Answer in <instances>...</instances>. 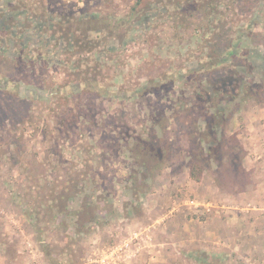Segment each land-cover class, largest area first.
Here are the masks:
<instances>
[{
    "label": "rangeland",
    "instance_id": "374dc122",
    "mask_svg": "<svg viewBox=\"0 0 264 264\" xmlns=\"http://www.w3.org/2000/svg\"><path fill=\"white\" fill-rule=\"evenodd\" d=\"M26 1L38 10L47 6L52 15L70 7L78 13L88 8L94 14L117 17L135 3L93 0L87 7V0ZM21 5L22 0H0V27L4 15L17 24L32 21L34 16L27 17ZM220 10L212 30L206 28V13L197 12L184 28L175 27L164 16L151 19L144 35L138 28L122 31L124 40L120 35L109 44L111 54H98L100 47L95 55L111 77L109 83H114L110 92L101 95L75 91L64 98L52 93L69 79V56L53 44H49V63L21 66L13 57L19 47H12L11 42L6 49L0 41V264H98L100 254L131 230L150 228L154 239L155 227L144 213L150 195L163 184L178 185L180 191L173 194L179 197L171 201L166 213L157 216V224L174 218L182 210L179 207L185 208L192 222L224 209L220 216L236 226L234 238L243 233L249 240L264 243V103L240 96L229 102L231 114L217 135L220 144L214 157L206 155V124L190 109L203 89H211L208 81L218 84L233 72V64H240L236 74L263 82L264 60L255 66L254 59L264 56V0H240L235 10L227 9L223 0ZM35 30L32 27L28 33L33 37L30 47L38 46ZM5 36L0 30V40ZM232 42L242 56L227 59L226 67L214 71L210 64L199 63L206 56H223ZM245 54L249 58L242 63ZM189 68L198 71L190 73ZM174 71L180 76L169 78ZM156 118L158 123H153ZM138 134L167 141L166 160L146 182L137 159L129 154V145ZM191 160L203 169L200 181L190 175ZM76 170L88 175L78 177L83 182H77L81 193L64 209L62 203L69 205V179ZM189 184L194 190L201 185L214 191L196 197L185 188ZM244 192L249 194L242 197ZM82 205L89 208L83 210ZM91 206L98 207L99 221L88 223L82 218ZM134 213L141 219L136 220ZM257 243L250 253L235 248L227 258L230 262L224 251L217 250L212 257L201 252V263L264 264V248Z\"/></svg>",
    "mask_w": 264,
    "mask_h": 264
},
{
    "label": "trees",
    "instance_id": "16d2710c",
    "mask_svg": "<svg viewBox=\"0 0 264 264\" xmlns=\"http://www.w3.org/2000/svg\"><path fill=\"white\" fill-rule=\"evenodd\" d=\"M22 1L23 5L21 6H23V10L26 11L27 17L34 16L30 18L32 21L17 24V21L13 22L4 15V26H1L0 30L7 36L3 37L0 41L3 42V46H7L4 47L6 49L16 45L19 47L18 52L15 51L16 54L13 55V57L18 60L17 63L21 64V66H25L26 64L34 65L36 61H45L49 63V44H53V46L60 48L61 51H58L61 53L67 54L69 56V67L67 70L69 79L55 88V90H52V93L54 92L56 95H58L57 93L63 94L64 98H66L67 95L70 97V95L76 93L75 91H87L92 94L100 95L110 92V88L114 83H109L111 77L105 74L102 64L98 63L95 55L98 52L97 49L100 47L103 48L98 54L101 53V51L110 52L111 54V48H108L109 44L117 40L122 31L125 30V32L130 33L132 29L138 28L144 35L151 25V19L156 20L164 16L166 20L169 19L174 26L176 25L175 27L178 28L181 26L184 28L189 17L195 15L197 12L206 13V28L212 30L215 27L213 25L219 20L217 16L220 14V7L222 6L223 0H135L132 7L121 17L111 15L110 13L94 14L90 12L88 8L78 13L70 7L60 12L58 15H52L45 5L44 8L38 10L31 5L29 6L26 0ZM87 1L88 7L89 3L93 0ZM238 2H240V0H226V8L235 10ZM17 9H19V6L15 7V10ZM136 18H138V21L135 23ZM179 24L181 25L179 26ZM32 27L36 29L35 31H37L39 35V40L37 39L38 46L34 47L29 46L33 37L28 36V33ZM10 28H13V31L9 33ZM205 33H203L202 37L208 39ZM150 36L147 38L148 41H150ZM123 37H125V35H121L122 40H124ZM8 38L9 41L7 42ZM11 42L13 43L11 44ZM233 43L234 42L231 43V46ZM10 44L11 46H8ZM232 47L227 49L223 56H206V58L204 57L205 60H199V63L203 66L210 64L209 67L214 71H216L219 66L223 65V67H226L227 59L232 57L239 58L242 56L240 51L234 49L238 46ZM212 54H214V52ZM75 56H78L76 60L73 59ZM245 58H249V56L245 54V56L242 57V63L246 61ZM259 59L264 60V56L259 55L254 59L257 60L254 63L255 66L257 62H260L262 65V61H259ZM92 62L97 63L92 66ZM238 65L240 64H233L235 69H232V71L234 73L231 72V74L224 75L218 84L213 81H208L211 84V89L208 91L203 89L202 96L198 94V96H196L198 100L190 107L191 113L196 116L200 115L206 124L204 127V138H206V141L209 143L206 152L208 157H214V154H216V144H220L217 142V135L219 131L226 126L229 113L231 114V112H229V102L235 101L240 96L241 98L254 99L259 103H264V73L261 74L263 82L261 80H247L244 74H236ZM180 69L183 71V68ZM241 69L245 68L242 66ZM196 71H198V69L189 68L190 73H196ZM174 76H180V73L174 71L169 75V78H173ZM74 81H77L75 85H73ZM151 81L155 80L152 79ZM142 89L148 90L149 88L144 87ZM58 97H60V95ZM223 102H225V104H223ZM28 117L32 118V115H28ZM73 117L79 119L76 115ZM153 123H158V119L156 118ZM166 144L167 141L164 140V138H156L154 135L153 138L150 139L143 136V134H138L134 137L133 143L129 145L130 156L137 159L138 168L140 171H143V182L148 180L150 174H154L156 171L160 170L167 158ZM216 159L220 160L221 158ZM75 165H77V163H75ZM239 169L241 170V165H239ZM189 170L193 179L196 181L201 180L203 171L201 165L191 160ZM85 172L76 170L71 174V179H69V184H71L69 187V198H66L69 200V205L62 203V208L64 207V209H66L70 206V202L77 198V194L81 193V188H79L80 183L78 184L77 182H82L78 177ZM84 175L88 174L85 173ZM136 181L137 178H134L133 182L135 187H137ZM219 186L222 187V184L219 183ZM143 187L146 188L145 185H143ZM91 203L92 202H90V204ZM94 205H96V203H94ZM84 208L88 209L89 206L82 205L81 209L84 210ZM96 209H98L97 206H91L89 209L90 211H85L83 218L82 215H80L81 218L88 223L99 221L95 216Z\"/></svg>",
    "mask_w": 264,
    "mask_h": 264
},
{
    "label": "crops",
    "instance_id": "0c3cea01",
    "mask_svg": "<svg viewBox=\"0 0 264 264\" xmlns=\"http://www.w3.org/2000/svg\"><path fill=\"white\" fill-rule=\"evenodd\" d=\"M198 183L202 184V182ZM176 186L171 187L168 184L166 186L163 184L162 189L150 195L144 217L150 218L148 222L155 227V238L149 241L147 249L131 264H202L203 259L199 255L201 252L212 257V255L217 254V250L224 251L227 262H230L227 258L233 254L235 248L241 247L242 254H244L247 251L250 253L253 247H256L257 241L249 240L247 234L242 233L234 238L236 226H231L230 222L228 223L226 219H222L220 216L225 211L224 209H221L220 213L217 212L214 216L206 217V220L203 217L204 221L198 219L192 222L187 219L188 213L184 211L185 208L179 207L182 210L174 218L167 220L164 225L157 224L160 220L157 216L165 214L171 201H176V198L179 197V194L173 195L180 191V188ZM185 188H188L190 195L196 197H207L214 191L210 187L207 189V186L202 187L201 185L195 190L191 184ZM247 194L249 193H242V197L247 196ZM226 211L230 212L234 209H227ZM134 216L137 214L134 213ZM140 219V217H136V220ZM222 239H225L226 243L221 244ZM258 245L264 248V243Z\"/></svg>",
    "mask_w": 264,
    "mask_h": 264
},
{
    "label": "built area",
    "instance_id": "2783aa9c",
    "mask_svg": "<svg viewBox=\"0 0 264 264\" xmlns=\"http://www.w3.org/2000/svg\"><path fill=\"white\" fill-rule=\"evenodd\" d=\"M195 206L202 205L201 202ZM129 234L120 238L119 241L104 251L97 259L98 264H123L134 261L142 250L148 247V242L152 240L150 228L134 229ZM39 264V263H34Z\"/></svg>",
    "mask_w": 264,
    "mask_h": 264
}]
</instances>
